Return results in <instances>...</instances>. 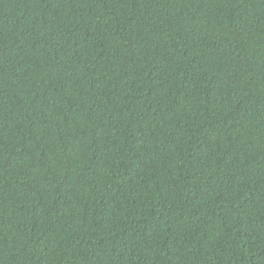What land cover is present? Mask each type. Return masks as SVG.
<instances>
[{
    "label": "trees",
    "instance_id": "trees-1",
    "mask_svg": "<svg viewBox=\"0 0 264 264\" xmlns=\"http://www.w3.org/2000/svg\"><path fill=\"white\" fill-rule=\"evenodd\" d=\"M0 264H264V0H0Z\"/></svg>",
    "mask_w": 264,
    "mask_h": 264
}]
</instances>
